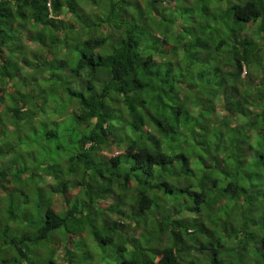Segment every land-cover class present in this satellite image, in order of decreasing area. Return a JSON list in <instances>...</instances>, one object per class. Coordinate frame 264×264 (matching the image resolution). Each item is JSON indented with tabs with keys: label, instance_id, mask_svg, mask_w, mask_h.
Wrapping results in <instances>:
<instances>
[{
	"label": "trees",
	"instance_id": "1",
	"mask_svg": "<svg viewBox=\"0 0 264 264\" xmlns=\"http://www.w3.org/2000/svg\"><path fill=\"white\" fill-rule=\"evenodd\" d=\"M86 2L0 0V264H264V0Z\"/></svg>",
	"mask_w": 264,
	"mask_h": 264
},
{
	"label": "rangeland",
	"instance_id": "2",
	"mask_svg": "<svg viewBox=\"0 0 264 264\" xmlns=\"http://www.w3.org/2000/svg\"><path fill=\"white\" fill-rule=\"evenodd\" d=\"M78 1V0H77ZM195 1V0H194ZM194 1H191V0H189V4H191V5H193V2ZM83 3H84V0H79L78 1V4H79V7L80 6H83V7H90L91 8V6H89V5H87V6H85V4L83 5ZM84 9V8H83ZM86 11H88V9H85ZM84 15H87V13L86 14H84ZM86 17V16H85ZM23 36V35H22ZM25 36H23V38H24ZM18 39V38H17ZM73 41H74V39H73ZM72 41V44H74L75 42H73ZM33 48V46L31 47V49ZM16 50H17V48H16ZM17 52H18V50H17ZM8 56V55H7ZM18 56H19V52L16 54V55H11V58H12V60H17L18 59ZM32 61H33V66H39V67H42V65H41V61L39 60V59H34V58H32ZM38 76V75H37ZM29 91H33V88L30 86V85H28V86H25L24 87V89H23V92H29ZM0 97H3V95L0 93ZM34 118V117H33ZM36 119H38V118H36ZM35 124V127H36V129H37V131L38 132H40L41 130H42V126L41 125H39L37 122H35L34 123ZM4 133L11 139V140H13V144H14V146H15V144H16V142L17 143H19L20 141H22L23 142V144L21 143V144H18L19 146L17 147L18 148V151L24 156V155H26L27 156V158H28V161H29V165L31 166V164H32V161L34 160V159H36L38 156H40V155H42V154H49V150L48 149H43V145H42V142L40 141V143L39 144H36V143H33V141L34 142H36V141H38V136H39V134H33L32 133V135H33V137H31L30 135H29V131H27V130H23V131H18V132H13L12 131V129L9 127L8 128V130H6V131H4ZM26 135H28V136H26ZM33 143V145H34V147H31L30 146V148H29V144H32ZM30 149V150H27V149ZM39 175L41 176H38L37 177V180H41L42 179V183H39V185L40 186H43L44 185V183H43V178H42V175H41V173L39 172ZM50 181V180H49ZM0 207H2V206H0Z\"/></svg>",
	"mask_w": 264,
	"mask_h": 264
},
{
	"label": "clouds",
	"instance_id": "3",
	"mask_svg": "<svg viewBox=\"0 0 264 264\" xmlns=\"http://www.w3.org/2000/svg\"><path fill=\"white\" fill-rule=\"evenodd\" d=\"M50 180V181H49ZM43 183L45 184V189H47V191L50 190V185L53 184V179L49 176H45L44 177V180H43Z\"/></svg>",
	"mask_w": 264,
	"mask_h": 264
},
{
	"label": "bare ground",
	"instance_id": "4",
	"mask_svg": "<svg viewBox=\"0 0 264 264\" xmlns=\"http://www.w3.org/2000/svg\"><path fill=\"white\" fill-rule=\"evenodd\" d=\"M78 2V1H77ZM83 4H85V6H87V5H89L87 2H86V0H84V3ZM78 6H79V4H78ZM80 8V7H79Z\"/></svg>",
	"mask_w": 264,
	"mask_h": 264
}]
</instances>
